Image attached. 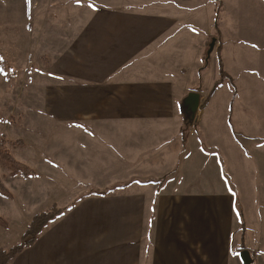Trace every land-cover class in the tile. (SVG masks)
Wrapping results in <instances>:
<instances>
[{"label":"crops","instance_id":"1","mask_svg":"<svg viewBox=\"0 0 264 264\" xmlns=\"http://www.w3.org/2000/svg\"><path fill=\"white\" fill-rule=\"evenodd\" d=\"M53 3L83 18L55 46L20 131L38 155L23 161L53 181L37 179L46 195L0 196V214L78 201L10 264H233L237 201L246 242L264 241V0H0V26L34 24ZM221 64L237 90L222 103Z\"/></svg>","mask_w":264,"mask_h":264},{"label":"rangeland","instance_id":"2","mask_svg":"<svg viewBox=\"0 0 264 264\" xmlns=\"http://www.w3.org/2000/svg\"><path fill=\"white\" fill-rule=\"evenodd\" d=\"M75 12L76 11L74 10L73 6L69 7L66 5L53 3L51 4L50 10L47 9V11L40 12L41 17L38 16V14H34L33 16L31 15V19L34 20V24L30 23V25L27 27L13 28H5L0 26V59L4 60L5 64L11 66L12 70L16 72L15 76L12 77L11 80H8L12 72L9 70V68H6L5 73L3 74L0 64V136L2 134H6L8 136L7 147L11 151L12 155L21 162H24L23 160L28 158L34 161L38 156L36 153L37 151L35 152L34 149H29L28 151L23 149L24 140L20 134V131H23L21 130L22 119L25 112H27V109L36 107V105H38L37 100H35L36 94L38 93L36 88L40 84H44L46 81L47 73L45 69H47L48 64H50L52 61V56L54 55V50L56 49L55 46L63 38L68 37V31L74 26L75 20L77 19V23H80L81 19L83 18V15L81 14L83 10L77 8V15ZM43 16L46 17V23H44L42 20H39ZM38 23H40V25ZM11 29L13 30L12 33L10 32ZM6 32L8 33L7 36L5 35ZM213 39L211 41L207 39L205 48L203 50V55L209 59L213 58V56H211L215 46L214 44L213 48H211ZM41 41L45 44H42ZM6 65H3V67L5 68ZM197 77L198 75L194 76L195 79ZM236 77V81L240 87V99L245 97L249 98L248 95L251 94V90L244 83V77L238 75ZM194 78H192L193 81ZM212 98L220 101V103L230 101L232 98L231 84L226 81L223 85H221V87L218 88ZM197 103L199 105L200 100H198ZM225 123L226 122L223 123L221 121L222 139L223 142H228L226 129L228 124L225 125ZM18 139L23 141L22 145H14L12 143L13 140ZM238 142L239 147L241 148L242 142L237 140V143ZM24 163L29 165L27 162ZM35 171L38 173V176H36V179H34V185L22 186L20 180L23 181V177L19 175L11 176L9 171L0 163V177L5 186L12 193V198H10V200L13 198H23L25 194L34 195L38 194L39 192H41L43 195H46V188L42 187L37 179L42 178L47 181H53V172H40L38 170ZM226 174L228 173L226 172ZM1 197L5 198L3 196ZM46 199H48V196H46ZM30 202V205H33V199H31ZM53 204L54 203H49L48 206L38 211L31 210L32 206H29L28 208L31 214L26 216L24 213V217H22L23 219L21 220H13L7 215L0 214L1 216L7 218L10 222L8 229H0V247H3L2 245L11 243L10 246L4 247L9 249L13 245L17 244L20 241V237L31 221L32 217L37 212L42 211ZM70 204L71 203L64 204V207L69 206ZM0 209L4 208L0 206ZM2 231L6 232L3 233ZM10 232H15V234L11 235ZM17 232H19V235ZM239 236L240 234H238L237 238L233 237L232 239L233 248L241 246V248H238L236 252L237 259L232 261L233 264H246L241 256L242 252L245 250L249 256V264H264V241L261 240L262 238L260 237V239H258L259 237L253 233L252 235L250 234L248 236L246 242V234L245 236L241 234L240 241Z\"/></svg>","mask_w":264,"mask_h":264},{"label":"trees","instance_id":"3","mask_svg":"<svg viewBox=\"0 0 264 264\" xmlns=\"http://www.w3.org/2000/svg\"><path fill=\"white\" fill-rule=\"evenodd\" d=\"M220 1V0H219ZM1 64V71L4 74L6 68L11 70L12 74L9 76L8 80H11L12 77L15 76L16 72L12 70V67L5 64L4 60L0 59ZM3 65H6L5 68ZM221 68V78L229 80V83L232 86L233 91V97L236 96L237 90L234 84V79L223 69L222 64L220 65ZM12 122V119H11ZM8 143V136L6 134H2L0 136V163L9 171L11 176H21L23 178H31L38 176V173L29 165H27L24 162H21L17 160L7 147ZM12 143L14 145H22L23 141L13 140ZM186 143V132L183 131V144ZM165 178H162L160 180L156 179H149L143 181L144 183H150V182H163ZM127 186V184L123 185ZM118 187L122 186H112L110 188H107L105 190H90L81 198L83 199L85 197H89L91 195H97V196H106L112 192H114ZM0 195L5 198H12V193L10 190L5 186L3 183L1 177H0ZM78 200L73 201L69 206L61 207L57 203H54L50 207L37 212L25 228L23 234L20 237V241L10 247L9 249L0 247V264H10L17 256H19L25 249L33 246L35 242L37 241L38 236L40 233L53 221L58 219L59 217L63 216L67 211L71 210L77 203ZM237 211L239 213V217L241 219L242 223V235L245 236V216L242 209V206L240 202L237 201L236 204ZM9 220L3 216L0 215V229H8L9 228Z\"/></svg>","mask_w":264,"mask_h":264},{"label":"water","instance_id":"4","mask_svg":"<svg viewBox=\"0 0 264 264\" xmlns=\"http://www.w3.org/2000/svg\"><path fill=\"white\" fill-rule=\"evenodd\" d=\"M215 41H216V39L214 38V39H213V42H212V46H211V48H213V46H214V44H215ZM241 256H242V258L244 259L245 263H246V264H249V256H248L246 250L242 252Z\"/></svg>","mask_w":264,"mask_h":264},{"label":"snow or ice","instance_id":"5","mask_svg":"<svg viewBox=\"0 0 264 264\" xmlns=\"http://www.w3.org/2000/svg\"><path fill=\"white\" fill-rule=\"evenodd\" d=\"M31 2V0H29V3ZM78 2H79V0H78ZM93 7H94V5H93Z\"/></svg>","mask_w":264,"mask_h":264}]
</instances>
